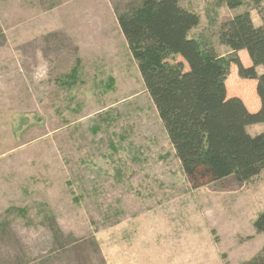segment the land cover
<instances>
[{"label": "rangeland", "instance_id": "1", "mask_svg": "<svg viewBox=\"0 0 264 264\" xmlns=\"http://www.w3.org/2000/svg\"><path fill=\"white\" fill-rule=\"evenodd\" d=\"M111 2L124 11L132 0ZM241 2L180 5L201 17L194 38L215 48L230 15L263 18L264 0ZM40 3L0 0V264L258 257L264 172L192 189L127 43L105 33L98 38L111 44L81 51L73 37L43 30Z\"/></svg>", "mask_w": 264, "mask_h": 264}, {"label": "trees", "instance_id": "2", "mask_svg": "<svg viewBox=\"0 0 264 264\" xmlns=\"http://www.w3.org/2000/svg\"><path fill=\"white\" fill-rule=\"evenodd\" d=\"M180 1L141 0L116 9L121 32L192 189L231 176L250 181L264 172V134L251 136L247 130L264 124V73L257 72L264 69V16L259 28L250 11L224 21L221 44L231 54L222 56L206 37L190 38L201 17ZM222 1L232 10L243 5ZM240 51H247L249 68ZM231 66L242 79L258 83V112L229 96ZM254 227L264 233V212ZM244 264H264V250Z\"/></svg>", "mask_w": 264, "mask_h": 264}, {"label": "crops", "instance_id": "3", "mask_svg": "<svg viewBox=\"0 0 264 264\" xmlns=\"http://www.w3.org/2000/svg\"><path fill=\"white\" fill-rule=\"evenodd\" d=\"M39 1H41L40 5L44 7V13L47 14L39 21L40 24L42 23L46 28L43 30L48 31L49 33L57 32L64 36L67 35L73 37L76 40L74 41L77 43L79 50L81 51L98 49L100 46L99 43L107 42L108 44H111L112 42L110 43L109 39H106L105 37L98 38L99 35H103L105 33L116 32L118 37L127 43L126 38L120 29L117 11L115 9L116 5L112 4L111 0ZM140 1L141 0H132V2L137 3ZM237 14L238 13H236V15ZM250 15H252L254 26L259 28L263 24V18L261 15L255 16L252 11H250ZM235 16L230 15L229 20L235 18ZM194 31L195 28L190 32V38L195 37L192 35ZM87 34H92V36H88V39H92V41L85 39L87 38L85 37ZM202 37H206L208 39L205 35H202ZM215 48L222 56H228L231 54V50L222 44L216 45ZM238 55L245 67L249 68V66L253 64L247 51H240L238 52ZM257 72L259 75L263 74V67L261 66L260 68H257ZM230 73L231 75L227 80V84L231 80L230 84L233 82L237 88L232 91L229 89V96L240 97L245 102V105L248 107L250 112H258L261 109L260 100L256 94L258 83L254 80L247 81L242 79L239 76L236 66H231ZM238 86H241V89H238ZM252 128L256 129V131L252 132ZM247 130L249 134L253 133V136L264 134V124L252 125L251 127H248Z\"/></svg>", "mask_w": 264, "mask_h": 264}]
</instances>
